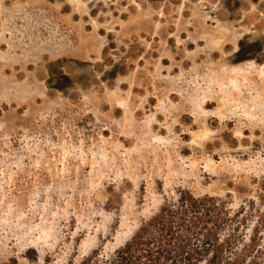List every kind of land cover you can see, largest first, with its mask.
<instances>
[{"label": "rangeland", "instance_id": "obj_1", "mask_svg": "<svg viewBox=\"0 0 264 264\" xmlns=\"http://www.w3.org/2000/svg\"><path fill=\"white\" fill-rule=\"evenodd\" d=\"M178 190L264 213V0H0V264L111 255Z\"/></svg>", "mask_w": 264, "mask_h": 264}, {"label": "trees", "instance_id": "obj_2", "mask_svg": "<svg viewBox=\"0 0 264 264\" xmlns=\"http://www.w3.org/2000/svg\"><path fill=\"white\" fill-rule=\"evenodd\" d=\"M79 264H264V213L178 190L122 247Z\"/></svg>", "mask_w": 264, "mask_h": 264}]
</instances>
